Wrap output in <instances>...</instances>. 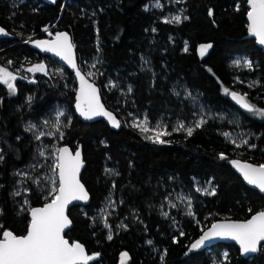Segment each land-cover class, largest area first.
<instances>
[{"label": "trees", "instance_id": "trees-1", "mask_svg": "<svg viewBox=\"0 0 264 264\" xmlns=\"http://www.w3.org/2000/svg\"><path fill=\"white\" fill-rule=\"evenodd\" d=\"M249 10L247 0H0V68L16 77L14 92L0 82V233L25 235L30 209L51 199L52 152L69 146L82 155L90 203L68 210L65 237L95 256L88 264H118L121 253L128 264H264V246L251 255L235 245L191 248L214 222L264 211V195L232 163L264 164V120L229 99L236 92L264 110V49L248 33ZM47 31L71 37L117 130L78 118L72 73L29 40ZM41 64L45 71H28ZM199 108L208 117L197 127ZM131 114L162 126L163 142L132 127ZM234 132L248 133L247 144L234 147L225 135Z\"/></svg>", "mask_w": 264, "mask_h": 264}, {"label": "snow or ice", "instance_id": "snow-or-ice-1", "mask_svg": "<svg viewBox=\"0 0 264 264\" xmlns=\"http://www.w3.org/2000/svg\"><path fill=\"white\" fill-rule=\"evenodd\" d=\"M247 3L250 7V10L247 11L248 33L255 37L260 45H264V0H247ZM209 14L211 15V12ZM173 20L178 23L181 17L175 16ZM165 22L171 21L166 20ZM3 32L4 30L0 29V33ZM36 46L42 48L43 51L54 53L55 56L72 68H77L72 51L73 45L66 33H57L52 41H37ZM211 47L210 44L202 45L200 47L201 56ZM236 64L239 66L240 62L236 61ZM245 64L249 68L252 67L250 62L245 61ZM28 71L43 72L45 66L42 64L37 65L29 68ZM76 76L80 80V90L76 97V109L80 116L85 120H91L95 116H104L113 127H120L119 121L112 113L106 111L100 103L97 89L93 84L88 83L79 70L76 71ZM15 79L16 77L11 72L0 68V82L7 84L9 90L13 92L15 88L11 81ZM225 92L227 93L228 90L225 89ZM231 96L249 112L264 117V110L255 108L254 105L246 102L243 96H239L235 92H232ZM63 115L64 113L60 112L56 118V132L60 134L61 139L63 138V132L60 129L59 120ZM203 122L200 121L196 126L199 127ZM132 126L138 127L142 132L150 131L146 121L134 123ZM179 127L183 128L184 125L181 124ZM192 132L193 129L189 127L187 134L191 136ZM166 134L157 126L154 130L155 139L153 142L162 143L160 137ZM40 135H44V133ZM36 138L40 139V136ZM147 138L152 139L153 137ZM242 143L246 144L247 141H242ZM236 146L240 147L242 145L237 144ZM39 155L43 157L45 152L40 151ZM52 156L54 160L50 165V176L48 177L51 184L49 190L51 199L43 207L30 209L31 220L26 235L17 236L7 230L0 233V264H88L90 260L95 259V256L86 254L85 248L79 242L69 243L65 239V229L71 224L65 214L66 207L72 201L87 200L88 198L84 186L78 179L80 169L83 166L81 153L77 150L73 154L68 147H59L55 148ZM220 158L225 159L226 157L221 154ZM0 160H3V156H0ZM232 163L242 173L248 184L255 186L260 192L264 193V164L254 166L247 163L242 164L239 161H232ZM197 191H200V189H197ZM210 194L214 195L215 192L213 191ZM189 204H191V201H189ZM171 206L175 207L174 204ZM188 215H192L191 210L188 211ZM105 227H107V224H105ZM217 237L236 241L244 254L257 252L259 247L264 246L261 245V242H264V211L254 214L244 222L213 223L210 229L191 245V248L197 249L206 241ZM108 238L111 239V236L109 235ZM149 243L151 242L149 241ZM126 256L127 253L122 254V258Z\"/></svg>", "mask_w": 264, "mask_h": 264}, {"label": "water", "instance_id": "water-1", "mask_svg": "<svg viewBox=\"0 0 264 264\" xmlns=\"http://www.w3.org/2000/svg\"><path fill=\"white\" fill-rule=\"evenodd\" d=\"M42 1H43V2H46V1H48V0H42ZM0 29H3V28L0 27ZM3 30H4V29H3ZM57 33H66V32L61 31V32H57ZM57 33H56V34H57ZM56 34L51 35V36H50L51 38L48 39L47 41H52V40H54ZM66 34H67V33H66ZM67 35H68V34H67ZM4 37H7V33H6L5 30H4L3 33H0V38H4ZM68 37H69L70 43L73 45V42H72V40H71V37H70L69 35H68ZM44 40H46V39H35V40L33 41V43H32V44H33V47H34V49H35L38 53H40V54H42V55H44V56L50 57L51 59L56 60V61L59 62L61 65H63V66H64V67H65L70 73H72V75H73V77H74V80H75V83H76L74 110H75V113H76V115L78 116V118L81 119L83 122H86V123H94V122H97V121L102 120V121H104V122L107 124V126H108L111 130H113V131L117 130L119 127H118V128H117V127H113L112 124L109 122V120H108L106 117H104V116H95V117H93L91 120H85L82 116H80L79 112L77 111V109H76V97H77V95L79 94V90H80V80H79V78L76 76V71L79 70V71L81 72V74L84 75V77H85V79L88 81V83L93 84V86L97 89V94H98V96H99L100 103L104 106L105 110L108 111V112H110V113H112V115H113V116L119 121V119L115 116V114H114L113 112H111L109 109H107L106 106H105V104L103 103L102 95H101V92H100L99 87H98L93 81H91V80L85 75V73H83V72L81 71V69H80V67H79V63H78L77 52H76V50H75L74 45H73V49H72V51H73V55H74V58H75V61H76V64H77V68H76V69L72 68V67L69 66L67 63H65L63 60H61L59 57L55 56L54 53L43 51L42 48H39V47L36 46V42H37V41H44ZM256 41H257V40H256ZM257 43H258V41H257ZM258 45H259L262 49H264V45H260L259 43H258ZM237 95L241 96L240 94H237ZM229 99H230V101H231L236 107H238L239 109L249 112L247 109L243 108L239 103H237L236 100H234V99L232 98L231 93L229 94ZM119 123H120V122H119ZM62 147H68L69 150H70L73 154L75 153V151H77V150L73 151L69 146H62ZM81 160H82V155H81ZM82 163H83V161H82ZM240 163H242V164L247 163V164H251V165H254V166H259V165H255V164L248 163V162H240ZM81 168H82V167H81ZM234 169H235L236 174L241 178L243 184H244L246 187H248L249 189H252V190H254V191H257V192H258L259 194H261V195H264V193L260 192V190L257 189L255 186L248 184V182L244 179L242 173H241V172H240L235 166H234ZM78 179L80 180V183L83 185V183L81 182V169H80V172H79ZM83 186H84V185H83ZM84 189H85V187H84ZM85 191L87 192L86 189H85ZM87 194H88V192H87ZM47 203H48V202H47ZM89 203H90V197H89V194H88V198H87V200L72 201L70 204H68V206H67L66 209H65V214L68 216V210H69L71 207H73V206H77V205H78V206H81V207H85V206H87ZM45 204H46V203H45ZM45 204H44V205H45ZM44 205H43V206H44ZM43 206H41V207H43ZM37 208H39V207H37ZM255 214H256V213H255ZM253 215H254V214H253ZM253 215H252V216H253ZM252 216H250L248 219H250ZM68 218H69V217H68ZM29 219L31 220L30 211H29ZM248 219H247V220H248ZM69 220H70V219H69ZM244 221H246V220H244ZM244 221L221 220V221H216V222H214V223L244 222ZM29 224H30V223H29ZM211 225H212V224H211ZM211 225H210L205 231H203V233L201 234V236L204 234V232H206V231H208V230L210 229ZM28 226H29V225H28ZM70 229H71V224H70V226H69L68 228L65 229V235H66V233H67ZM25 235H26V233H25ZM65 239H66V237H65ZM67 240H68V239H67ZM69 243H73V242H69ZM216 244L235 245V246L241 251V249H240V245H239L236 241L231 240V239H228V238H219V237H217V238H213V239H211V240H209V241H206L202 246H203V247H211V246H214V245H216ZM261 245H264V242H261ZM259 248H260V247H259ZM259 248H258V250H259ZM85 252H86V251H85ZM241 252H242V251H241ZM86 254H87V253H86ZM251 254H253V253H248V254H246V255H251Z\"/></svg>", "mask_w": 264, "mask_h": 264}, {"label": "rangeland", "instance_id": "rangeland-1", "mask_svg": "<svg viewBox=\"0 0 264 264\" xmlns=\"http://www.w3.org/2000/svg\"><path fill=\"white\" fill-rule=\"evenodd\" d=\"M236 61H239L240 62V64H243V66H245L246 67V64L245 63H243V61H242V59H240V58H236V60H235V64H236ZM94 63H96V60L94 61ZM239 64V65H240ZM237 65V64H236ZM39 72V71H38ZM34 74V73H33ZM14 81V80H13ZM13 81H11V83L13 82ZM2 83V82H1ZM2 84H5V83H2ZM5 85H7V84H5ZM109 85H110V87H113V83H109ZM7 87H8V85H7ZM251 115L253 116V117H255V118H258V119H263L264 120V117H262L261 115H259V114H256V113H254V112H251ZM208 117V113H207V111L206 110H204V109H201V108H199V111H198V114H197V123H199L200 121H204L205 120V118H207ZM146 121V124H147V127L150 129V131H148V132H144V133H154V130L157 128V126H155V127H150L149 126V124H148V122H147V120L146 119H144V118H141V117H136V116H134L133 114H131L130 115V125L132 126L134 123H137V122H145ZM159 126V129L160 130H162V131H165V129L162 127V126H160V125H158ZM133 127V126H132ZM134 128H136V129H138V131H140V132H142L138 127H134ZM226 137L230 140V143L234 146V147H237L236 145L237 144H241L242 146H244V145H246V144H243L242 143V141H247V138L249 137V134L248 133H243V132H234V133H229V134H227L226 135ZM241 147V146H240ZM196 189H200V187L199 186H196ZM200 192L202 193V194H204V193H207V192H212V190L209 188V187H206V188H203V189H200ZM122 254H124V253H121V255H120V259H119V263L118 264H128V262H129V256L127 255L126 257H123L122 258Z\"/></svg>", "mask_w": 264, "mask_h": 264}, {"label": "flooded vegetation", "instance_id": "flooded-vegetation-1", "mask_svg": "<svg viewBox=\"0 0 264 264\" xmlns=\"http://www.w3.org/2000/svg\"><path fill=\"white\" fill-rule=\"evenodd\" d=\"M42 1V0H41ZM48 1H50V0H48ZM48 1H46V2H48ZM57 32H55V33H51V32H49V31H47V32H45L44 33V37H30L29 38V40L31 39V41H32V43H33V41L35 40V39H46V40H48V39H50L51 37V35H54V34H56ZM246 102H247V100H246ZM241 110V109H240ZM244 111V110H243ZM249 113H251V112H249Z\"/></svg>", "mask_w": 264, "mask_h": 264}, {"label": "bare ground", "instance_id": "bare-ground-1", "mask_svg": "<svg viewBox=\"0 0 264 264\" xmlns=\"http://www.w3.org/2000/svg\"><path fill=\"white\" fill-rule=\"evenodd\" d=\"M236 93V92H235ZM238 94V93H237ZM62 147V146H61Z\"/></svg>", "mask_w": 264, "mask_h": 264}]
</instances>
